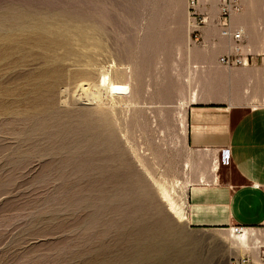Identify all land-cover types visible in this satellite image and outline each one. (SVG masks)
Listing matches in <instances>:
<instances>
[{"label": "rangeland", "instance_id": "374dc122", "mask_svg": "<svg viewBox=\"0 0 264 264\" xmlns=\"http://www.w3.org/2000/svg\"><path fill=\"white\" fill-rule=\"evenodd\" d=\"M242 4L232 26L243 30L248 63L224 67L218 57L233 45L194 41L186 0H0V264H122L115 245L140 224L175 237L172 264L240 258L228 231H194L174 218L160 188H174L184 207L183 181L210 176L213 157L187 148L178 126L193 89L196 103L264 104V0ZM20 16L73 23L83 44L74 35V58L50 63L33 39L15 51ZM193 65H201L195 73ZM101 69L129 80L127 99L83 94ZM122 69L127 76L116 75ZM71 71L87 82L70 84ZM218 162L228 168L222 155ZM110 173H118L113 184L103 182ZM256 230L261 247L245 252L248 264H264V224Z\"/></svg>", "mask_w": 264, "mask_h": 264}, {"label": "crops", "instance_id": "0c3cea01", "mask_svg": "<svg viewBox=\"0 0 264 264\" xmlns=\"http://www.w3.org/2000/svg\"><path fill=\"white\" fill-rule=\"evenodd\" d=\"M242 12L243 4L231 23ZM200 33L205 45L223 40L209 25ZM185 142L194 152H206L208 159L213 155L219 160L222 155L228 166L219 168L215 177L210 173L208 182L187 187L183 202L186 227L194 231H229L234 226H262L264 104L249 106L231 99L191 104L186 110Z\"/></svg>", "mask_w": 264, "mask_h": 264}, {"label": "bare ground", "instance_id": "6f19581e", "mask_svg": "<svg viewBox=\"0 0 264 264\" xmlns=\"http://www.w3.org/2000/svg\"><path fill=\"white\" fill-rule=\"evenodd\" d=\"M212 1L213 0H210V5H212ZM14 27L17 29V31H20V33L23 34V38H22V42L20 43V40H19L20 34H16V35L14 34L13 49L15 51H17L19 49L21 50L20 45H24V44H26L25 41L33 39L35 46L40 47L43 52H45L47 54L49 53L51 55V56H49V54H48V56H49V59L47 60L48 63L53 62L55 60L65 61V60L69 59V57L74 58V55H75L74 54L75 52L73 49V47H74L73 46L74 45V35L77 37L76 42H78L81 45L83 44V39H84L83 31H80V29L77 27L75 28L73 23L71 24L70 22H67V21H61L59 23L37 22L34 25H32L28 19H26L24 16H20L18 23H16V25H14ZM12 29H14V28L12 27ZM237 29H240L241 31H243L241 28H237ZM31 33L34 34V37H30ZM60 50L62 51V55L59 56L57 54V52ZM45 56H46V54H45ZM43 60H45V57ZM72 62L74 63V59H72ZM197 66L193 65V67H191V69L192 68L195 69V71L193 70L194 73L199 70L201 65L196 70ZM54 72H55V70H54ZM56 72H57V70H56ZM117 72H118V74H116V75L127 76L124 69L119 70ZM114 74L109 69H101L99 72V75L97 77V81H95V83L94 82L91 83L89 85V87L84 86L83 89L85 91L83 92V94L84 93L87 94L88 99L92 102H100L101 100H104V99H113V97H116V96L119 98H121V97L126 98L127 96H129V86L130 85L128 86V84L126 83L128 79L125 82H123V81L118 82L119 80L118 81L115 80ZM67 76H68V74H67ZM85 76H86L85 72L74 74V71H71V73H69V76L67 78H68L69 83L71 84L74 82L83 81L85 79ZM187 77H188V75H187ZM191 77H193V76H191ZM48 78H49V76H48ZM49 79H51V78H49ZM125 79H126V77H125ZM191 80H192V78H191ZM52 81H53V79H52ZM58 81L56 80L57 83H58ZM68 81H67V83H68ZM83 82H87V81L84 80ZM55 83H53V84H55ZM53 86H55V85H53ZM195 86H194V88H195ZM196 87H198V86H196ZM197 91H198V89L197 90L193 89L190 92V94H188L189 95L188 101H186V102L184 101V105L185 104L186 105L191 104V103L194 104L198 101V94L200 92H197ZM244 93L246 94L247 92L245 91ZM119 100H117V98H116V104L119 102ZM122 100H124V99H122ZM131 101H133V100H131ZM126 102H124V103H126ZM179 102H181V101L179 100ZM262 102H264V97H262ZM120 103L122 104L121 101H120ZM120 103H118V104L120 105ZM114 105H115V103H114ZM180 106L182 109L185 107V106H183V102L180 104ZM181 111L182 112L179 113L178 126L180 128L179 130H181L180 133H181V135L184 139V142H185V138H186V112H184L183 110H181ZM100 129H102V128H100ZM206 156H207V154H203L201 156V158H204ZM212 157H213V155H212ZM184 167L186 169H189V167H190L189 162H186ZM208 169H209V173L212 174V177H215V173L219 169V162H218L217 157L214 156L212 158V162L210 163V166ZM208 175H210V174H208ZM206 177H207V174L200 172V174L198 175V177L196 179V183L208 182L207 178L209 176L207 178ZM212 177L210 176V178H212ZM117 178H118V173L117 174H114V173L111 174L110 173L109 175H106L104 177L103 182H109V183L113 184L114 180H116ZM98 182H99V180L95 179V180H93L92 183L94 186H96L98 184ZM183 183H184L183 188L187 189V186H189L193 182H192V180L188 179V180H185V182L183 181ZM209 183H207V184H209ZM174 186H176V185H174ZM172 187H173V185H172ZM169 188H171V187H169ZM160 189H161V195L163 196V198L167 202V204H166L167 205V211L169 213H171L174 218H177L178 220L185 221L186 217H184V215L182 214V210H183L182 209L183 206H181V204H182L181 200L182 199L177 201V200H175V198H173L175 196L171 195V194H173L174 188H171L168 190L166 188H160ZM171 191H172V193H171ZM184 193H185V191H184ZM176 195H177V193H176ZM181 196L182 195L180 194V198H181ZM183 199H184V194H183ZM129 221L130 220L124 221L123 225H125ZM183 221H181V222H183ZM256 231L257 230L254 228H251V229L245 228L242 230V233H240L239 235H234L233 233L228 231L227 232V240L229 242V249L238 252L240 258H242L244 256L245 252H249L251 249L256 251L257 248L261 247L260 246L261 242L259 241V236H258ZM263 234H264V232H263ZM176 244H178V241L175 239V237L171 236L170 233L168 234V231L156 233L155 230L150 229V227L147 225H144V224L134 225L131 228L129 227V229H127V230L126 229L123 230V232L121 233L120 239L117 241V245H115L119 249V254L116 256H118V258L123 259L122 264H172L173 258L171 256L170 251L173 248V246H175ZM179 256H178V258H179ZM181 257H182V255H181ZM181 257H180V259H181Z\"/></svg>", "mask_w": 264, "mask_h": 264}, {"label": "built area", "instance_id": "2783aa9c", "mask_svg": "<svg viewBox=\"0 0 264 264\" xmlns=\"http://www.w3.org/2000/svg\"><path fill=\"white\" fill-rule=\"evenodd\" d=\"M243 0H216V4L210 5V0H186L187 14L192 20L191 34L194 41H201L200 30L205 26L215 28L218 35L226 40L229 45H233L224 55L218 59L220 65L224 67L244 66L249 53L245 55L239 49L242 43L243 31L232 26L231 18L241 12ZM245 60V62H244ZM245 229L234 226L229 229L234 235H239ZM247 256L242 258H230L228 264H248Z\"/></svg>", "mask_w": 264, "mask_h": 264}]
</instances>
